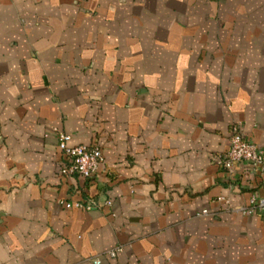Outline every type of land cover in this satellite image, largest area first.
I'll return each instance as SVG.
<instances>
[{"label":"crops","instance_id":"obj_1","mask_svg":"<svg viewBox=\"0 0 264 264\" xmlns=\"http://www.w3.org/2000/svg\"><path fill=\"white\" fill-rule=\"evenodd\" d=\"M233 131L264 150V0H0V264H264V214L215 200L264 193L211 162Z\"/></svg>","mask_w":264,"mask_h":264},{"label":"built area","instance_id":"obj_2","mask_svg":"<svg viewBox=\"0 0 264 264\" xmlns=\"http://www.w3.org/2000/svg\"><path fill=\"white\" fill-rule=\"evenodd\" d=\"M70 135L66 133L58 134V148L63 156L57 173L59 176L79 175L86 179L95 176L103 162L102 150L97 145L70 144ZM211 162L221 168L229 177L233 171L235 163L246 164L249 173L258 181L264 189V150L249 140L239 131H233L229 136L228 149L222 154L211 156ZM230 187L234 188V183L230 182ZM216 201L222 202L225 210L238 211L243 215L264 214V193L256 195L251 193L243 205L232 206L230 198L227 196H217ZM108 204L109 201H105ZM69 207H76L84 210H91L97 206L93 199L80 200L75 202H62ZM202 214H207V210H202ZM118 249L109 250L107 254L114 256ZM94 264H100V259H92Z\"/></svg>","mask_w":264,"mask_h":264}]
</instances>
